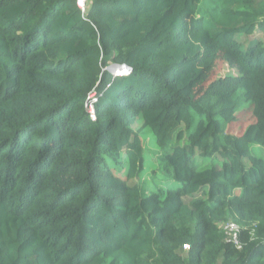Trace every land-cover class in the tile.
Listing matches in <instances>:
<instances>
[{
	"label": "trees",
	"instance_id": "trees-1",
	"mask_svg": "<svg viewBox=\"0 0 264 264\" xmlns=\"http://www.w3.org/2000/svg\"><path fill=\"white\" fill-rule=\"evenodd\" d=\"M0 264H264V0H0Z\"/></svg>",
	"mask_w": 264,
	"mask_h": 264
},
{
	"label": "rangeland",
	"instance_id": "rangeland-1",
	"mask_svg": "<svg viewBox=\"0 0 264 264\" xmlns=\"http://www.w3.org/2000/svg\"><path fill=\"white\" fill-rule=\"evenodd\" d=\"M227 72V66L224 67H220L219 68V75H223ZM253 120L252 114H251V108L250 107H245L242 110H239L236 113V121L232 122L228 125L227 131L231 132L233 134H240L242 133V131L245 129V127L247 126L248 123H250ZM142 138H143V142L145 144V147L147 148L146 150H148V155L149 157V161L148 163L150 164V166H147V168H151V164L154 161L152 152L154 150H156V147L152 141V138L150 136V134L147 132H144L142 134ZM261 153H263V150H260Z\"/></svg>",
	"mask_w": 264,
	"mask_h": 264
},
{
	"label": "built area",
	"instance_id": "built-area-1",
	"mask_svg": "<svg viewBox=\"0 0 264 264\" xmlns=\"http://www.w3.org/2000/svg\"><path fill=\"white\" fill-rule=\"evenodd\" d=\"M87 1L88 0H76V4L81 9L82 12H84L86 8ZM88 99L93 100V93L89 94ZM85 106L91 119H94V108L92 103L86 101ZM222 230L226 241L231 242L237 249H240L242 247L239 236L240 227L237 223L233 221H227L222 225ZM183 248L187 249L188 245L187 244L183 245Z\"/></svg>",
	"mask_w": 264,
	"mask_h": 264
},
{
	"label": "clouds",
	"instance_id": "clouds-1",
	"mask_svg": "<svg viewBox=\"0 0 264 264\" xmlns=\"http://www.w3.org/2000/svg\"><path fill=\"white\" fill-rule=\"evenodd\" d=\"M106 68L109 70V72L112 74V76H116V75H120V74H125V73H127L129 71V68L128 67H122L121 64H118L116 66V68L113 66V64H110V66H108ZM88 115H89V113H88ZM89 117H90V115H89ZM92 120H94V119H92Z\"/></svg>",
	"mask_w": 264,
	"mask_h": 264
},
{
	"label": "water",
	"instance_id": "water-1",
	"mask_svg": "<svg viewBox=\"0 0 264 264\" xmlns=\"http://www.w3.org/2000/svg\"><path fill=\"white\" fill-rule=\"evenodd\" d=\"M117 65H118V64H115V63L113 64L114 67H116ZM122 67H126V66L122 65Z\"/></svg>",
	"mask_w": 264,
	"mask_h": 264
}]
</instances>
